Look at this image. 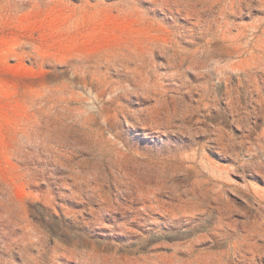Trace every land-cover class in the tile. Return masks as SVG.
Segmentation results:
<instances>
[{
    "label": "rangeland",
    "instance_id": "374dc122",
    "mask_svg": "<svg viewBox=\"0 0 264 264\" xmlns=\"http://www.w3.org/2000/svg\"><path fill=\"white\" fill-rule=\"evenodd\" d=\"M0 264H264V0H0Z\"/></svg>",
    "mask_w": 264,
    "mask_h": 264
}]
</instances>
